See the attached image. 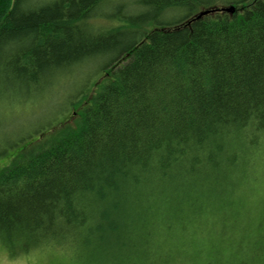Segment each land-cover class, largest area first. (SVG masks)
Returning <instances> with one entry per match:
<instances>
[{
  "label": "trees",
  "instance_id": "trees-1",
  "mask_svg": "<svg viewBox=\"0 0 264 264\" xmlns=\"http://www.w3.org/2000/svg\"><path fill=\"white\" fill-rule=\"evenodd\" d=\"M219 2L235 12L197 17ZM110 3L0 0V97L107 59L68 99L73 122L0 169V249L79 264L264 259V216L253 238L222 237L264 176V0H138L144 12L120 15Z\"/></svg>",
  "mask_w": 264,
  "mask_h": 264
},
{
  "label": "rangeland",
  "instance_id": "rangeland-1",
  "mask_svg": "<svg viewBox=\"0 0 264 264\" xmlns=\"http://www.w3.org/2000/svg\"><path fill=\"white\" fill-rule=\"evenodd\" d=\"M138 0H110L106 12L112 15L125 14L124 5L128 4L131 14H140L145 8L137 6ZM218 7L227 5L218 3ZM175 14L165 16L170 19ZM106 24H109L108 22ZM111 24V23H110ZM116 24V23H115ZM157 28L154 25L147 30ZM136 30V29H135ZM107 59L88 64L78 71L70 70L58 80L54 86L47 87L43 93L19 94L8 92L0 97V169L11 166L15 161H20L34 151L45 148L60 131L65 127L66 121L73 122L71 113L64 114L68 99L86 84L88 76L95 73L99 66ZM100 71L98 70V75ZM102 73V72H101ZM104 76V74H100ZM264 175V172L262 173ZM254 189L251 198L247 202L248 213H242L240 222L234 225L226 235L222 237L253 238L261 233L258 224L264 212V176L261 177ZM242 225V228L240 226ZM220 235V233H219ZM0 264H79L70 259L68 255L58 252L36 253L30 256L10 259L5 251L0 249ZM255 264H264V259Z\"/></svg>",
  "mask_w": 264,
  "mask_h": 264
},
{
  "label": "water",
  "instance_id": "water-1",
  "mask_svg": "<svg viewBox=\"0 0 264 264\" xmlns=\"http://www.w3.org/2000/svg\"><path fill=\"white\" fill-rule=\"evenodd\" d=\"M235 9H236L235 5L231 4V5H228V6H222V7L218 8V9L203 10L197 15V17L200 18V17H202L204 15H208L210 12H214V11H223V12L232 14V13L235 12Z\"/></svg>",
  "mask_w": 264,
  "mask_h": 264
}]
</instances>
